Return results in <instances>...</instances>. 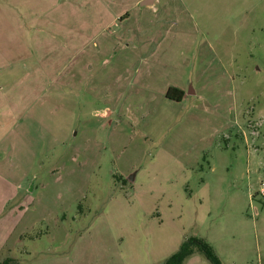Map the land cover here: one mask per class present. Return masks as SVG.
I'll return each instance as SVG.
<instances>
[{
	"label": "rangeland",
	"instance_id": "1",
	"mask_svg": "<svg viewBox=\"0 0 264 264\" xmlns=\"http://www.w3.org/2000/svg\"><path fill=\"white\" fill-rule=\"evenodd\" d=\"M140 1L0 0V261L264 264V0Z\"/></svg>",
	"mask_w": 264,
	"mask_h": 264
},
{
	"label": "trees",
	"instance_id": "2",
	"mask_svg": "<svg viewBox=\"0 0 264 264\" xmlns=\"http://www.w3.org/2000/svg\"><path fill=\"white\" fill-rule=\"evenodd\" d=\"M184 92L182 89L170 86L166 90V98L173 102H179ZM195 252L201 253L211 264H222L213 246L202 237H189L184 240L178 250L169 256L163 264H184L186 258ZM0 264H15L13 259L4 258Z\"/></svg>",
	"mask_w": 264,
	"mask_h": 264
},
{
	"label": "crops",
	"instance_id": "3",
	"mask_svg": "<svg viewBox=\"0 0 264 264\" xmlns=\"http://www.w3.org/2000/svg\"><path fill=\"white\" fill-rule=\"evenodd\" d=\"M143 6H145V5H143ZM137 40H142L143 44H150V46H148V48L147 47L144 48L143 53H142L143 56L141 55L142 57H140V59L143 62V70H142L141 74H140L139 69H132V70H134V72L139 74L140 77H143V76H147V75L152 74V71H154V69H152V67L155 68L156 65H160V64L164 63V61L166 62V56L162 52H160V49H159L160 47L158 46L160 44L161 38L146 37V38H139ZM134 41H136V40H134ZM128 43H132V41H129ZM163 65H165V64H163ZM131 72L133 73L132 74L133 77H136L135 73L133 71H131ZM137 84H140V82L138 81ZM170 86L178 87V88L182 89L184 92L181 100L178 103H181L187 97L193 96L194 90L192 88H190L187 91L186 88H184L182 86V83H179V82L178 83L169 82L168 84H166L165 88L162 90L163 94H166V90ZM143 100L148 104L150 103L149 97H147V99L145 98ZM170 102H173V101H170Z\"/></svg>",
	"mask_w": 264,
	"mask_h": 264
},
{
	"label": "water",
	"instance_id": "4",
	"mask_svg": "<svg viewBox=\"0 0 264 264\" xmlns=\"http://www.w3.org/2000/svg\"><path fill=\"white\" fill-rule=\"evenodd\" d=\"M152 3V0H141L140 1V5L143 6V5H150Z\"/></svg>",
	"mask_w": 264,
	"mask_h": 264
}]
</instances>
